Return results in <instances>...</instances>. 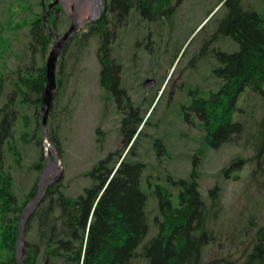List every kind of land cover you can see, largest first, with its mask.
Listing matches in <instances>:
<instances>
[{
	"label": "trees",
	"instance_id": "1",
	"mask_svg": "<svg viewBox=\"0 0 264 264\" xmlns=\"http://www.w3.org/2000/svg\"><path fill=\"white\" fill-rule=\"evenodd\" d=\"M23 1L31 13L29 20L13 24L7 14L4 21H0V45L8 27L27 26L31 52L28 64L16 69L11 92L0 106V264H17L14 252L20 213L38 186L36 180L21 201L14 192L13 174L7 163L12 158L16 166L21 165L22 153L14 136L18 120H21V145L31 142L38 154L28 168L41 172L46 162L43 148L39 149L42 143L39 109L46 83L44 56L53 38L44 29L42 12L32 13L30 0ZM48 1L37 0V3L42 7ZM180 1L106 0L101 18L92 21L79 38L76 34L62 50L61 55L74 38L77 47L87 44L88 37H97L100 84L109 96L118 100L125 97L127 109L132 110L123 113L120 120L124 145L108 152L83 172L90 183L81 193L67 194L59 180L47 185L41 203L25 223L24 264H37L46 256L48 264H264V224L253 232L254 216L244 229L246 236L253 232L251 239L237 257L229 253L203 262L204 247L217 240L211 224L222 213V188L215 182L202 192L198 172L202 153L196 151L190 155L186 176L166 173L160 179L145 173L147 164L136 149L144 136L143 128L152 125L149 118L154 107L147 116L145 114L155 98L149 100L144 110L139 105L133 107L119 82L118 58L109 60L107 52L122 19L126 23L133 13L140 19L152 20L166 15ZM241 1L216 0L214 7L208 10L207 14L217 6L225 8L209 44L229 37L238 43V48L208 50L215 61L211 68L215 85L208 89L186 87L190 98L182 108V117L193 126L204 127L203 148L217 150L226 144L251 145L252 155H236L218 171L224 178H236L250 160L253 163L251 181L261 186L264 185V15L244 8ZM54 19L51 15L48 23ZM107 19L113 26L108 25ZM206 44L195 55V61L202 60L208 48ZM57 64L54 108L63 84L61 70L65 59L59 58ZM3 75L0 70V91ZM247 89L261 99L263 107L252 124L237 117L241 113L238 100ZM28 107L32 108L33 125L28 124V116L23 113ZM54 108L49 112L50 117ZM50 139H57L54 133H50ZM150 140L151 149L156 158H160L164 154L163 143L160 138ZM150 194L156 200L157 211L153 217L156 232L144 240L150 227L147 214Z\"/></svg>",
	"mask_w": 264,
	"mask_h": 264
},
{
	"label": "rangeland",
	"instance_id": "2",
	"mask_svg": "<svg viewBox=\"0 0 264 264\" xmlns=\"http://www.w3.org/2000/svg\"><path fill=\"white\" fill-rule=\"evenodd\" d=\"M30 2L32 13L43 12L37 0ZM215 4L216 0H181L166 15L152 20L140 19L132 13L127 22L120 23L121 27L115 30L110 55L112 58H118L122 64L123 85L128 90L133 107L139 105L141 110H144L149 105L142 100L145 94L141 83L145 78L155 80V90L162 87L164 89L150 115L149 121L152 125L142 127L144 136L136 148L147 164L145 173H151L160 179L166 173L184 177L190 169V155L198 151L202 153L201 156L198 154L202 192L215 182L221 185L222 213L211 224L217 240L204 247L203 262L229 253L237 257L240 249L250 241L256 227L264 224V185L257 186V183L251 181L250 170L253 163L250 160L246 161L236 178L233 176L224 178L218 171L236 155L243 157L252 155L251 145L245 147L242 144H226L217 150L203 148L204 127L193 126L189 120H183L184 112L177 102L180 99L178 89L172 90L181 83L185 87L198 86L207 89L213 87L215 81L211 75V68L215 61L208 50L212 47L228 51L238 48V43L229 37L220 38L209 44L217 22L225 10L223 6H217L207 14ZM241 4L244 8L257 10L264 15V0H242ZM26 6L23 0H0V21H4L7 14L13 24L24 19L29 20L31 13ZM59 17L61 24L55 31L62 33L67 28L68 21L62 14ZM15 28L13 25L3 32L2 37L5 40L2 41L3 45H0V70L4 73L0 106L6 102L7 94L11 92L16 69L26 66L31 56L27 26ZM86 30L87 27L82 28L77 33L78 38ZM87 39V44L76 47L77 39L74 38L68 44L67 51L60 55V58L65 59L61 70L63 84L55 108L54 105L51 108V110L54 108V114L48 117V140L55 147L57 169L60 170L59 177L54 180L61 181L64 191L69 195H77L83 191V187L89 185V178L83 175L85 170L108 152L120 149L124 145L119 130L120 120L123 113L132 110L127 109L125 97L119 99L123 102L124 112L117 110L110 96L102 88L97 54L99 40L93 36ZM205 43L208 46L206 53L202 60L195 61V55ZM47 53L48 50L44 62ZM110 56L108 55L109 60ZM183 94L185 89L181 91V95ZM150 95L152 92L145 97ZM186 95L189 99V91ZM261 104V99L257 95L248 89L245 90L237 103L241 109L237 117L247 124H252L262 112ZM23 113L28 116V124L33 125L32 108H25ZM148 114L149 111L145 115ZM16 128L14 136L22 153L21 165L16 166L12 158H9L7 165L13 174L14 192L21 201L32 184L36 180L39 181L41 172L28 168L38 154L31 142L21 145L19 138L21 120H18ZM50 133H54L57 139L51 140ZM156 138H160L164 145V154L160 158H156L151 149L150 139ZM245 138L246 135L243 136V139ZM40 147L43 148L44 156L46 153V156L54 161L51 148L48 146L45 148L43 143L39 145V149ZM52 174V170H49L44 180ZM156 211V200L154 201L150 194L147 203L150 227L144 240L156 232L153 222ZM251 216H254L256 226L253 232L246 236L244 229ZM37 264H44V260L40 259Z\"/></svg>",
	"mask_w": 264,
	"mask_h": 264
},
{
	"label": "water",
	"instance_id": "3",
	"mask_svg": "<svg viewBox=\"0 0 264 264\" xmlns=\"http://www.w3.org/2000/svg\"><path fill=\"white\" fill-rule=\"evenodd\" d=\"M104 0H53L48 4V9L44 8L43 14V26L44 28L52 34L53 44L47 54L45 59V76L46 83L44 86L42 94V103L40 106V124H41V139L44 147L47 146L51 148L53 155V160L51 161L47 154L45 153L46 162L42 169V173L38 182V186L34 195L29 199V201L22 208L19 222H18V232L15 242V260L17 264H24L22 259V247L24 241V228L28 217L34 212L37 206L42 201L45 188L48 183L52 180L57 179L60 175V170L57 169L56 163V153L55 147L48 140L47 133V121L50 112V108L53 105L54 91L57 86L56 80V63L60 55L61 50L64 48L65 44L69 39H71L84 25L87 23L100 18L103 8L102 5ZM54 5H59L63 12L67 15L69 19V25L66 30L59 36L55 34L52 28L48 24V17L51 15L52 7ZM143 85L149 89L153 85V79L146 78ZM49 170H52L53 174L51 177L47 178L46 174Z\"/></svg>",
	"mask_w": 264,
	"mask_h": 264
},
{
	"label": "flooded vegetation",
	"instance_id": "4",
	"mask_svg": "<svg viewBox=\"0 0 264 264\" xmlns=\"http://www.w3.org/2000/svg\"><path fill=\"white\" fill-rule=\"evenodd\" d=\"M50 1H52V0H50ZM49 1V2H50ZM48 2V3H49ZM106 8H105V5H104V9H103V12H104V10H105ZM103 12H102V14H103ZM60 14H62L63 16H65L66 17V19L68 20V22H69V19H68V17L65 15V13L62 11V9L60 8V6L59 5H55V6H53V8H52V14L51 15H53L54 16V20H52L51 21V26H52V28L55 30L56 29V27L59 25V24H61V19H60V17H59V15ZM102 14H101V16H102ZM101 16H100V18H101ZM99 19V18H98ZM107 22L111 25V26H113V24H111L110 23V21L107 19ZM125 23V21H124V19H122V21L120 22V23ZM120 23L118 24V28L119 27H121L120 26ZM91 24V22L90 23H88L85 27H88L89 25ZM58 34H60V33H58ZM147 38V37H146ZM108 55L110 56L111 55V48L108 50ZM110 58L112 59V57L110 56ZM111 62V61H110ZM118 65H119V68H118V70H119V74H118V78H119V82H120V84H121V86H122V88L125 90V92H126V94H127V98L130 100V102H131V99H130V97H129V95H128V90H127V88L123 85V81H122V64L120 63V62H118ZM143 82H144V80L142 81V86L144 87V94H145V96L146 95H148L149 93H151L152 92V95H150V96H148V97H150V98H148V97H145L144 95H143V98H142V100L143 101H145L146 103H148L149 102V100L150 99H152L153 97L155 98H157V101L158 100H160V98H161V96H162V94H163V92H164V89L163 90H158V88H157V90H155L156 88L154 87L155 86V80L153 79V85L149 88V89H147L144 85H143ZM176 89H178L177 91H178V93H179V95H180V99L177 101V102H179V107H180V109H182V108H184V102H185V100H187V95H186V87L184 86V84L183 83H181V85H179L178 87H173L172 88V90H176ZM182 89H185V94H183V95H181V91H182ZM119 94H121V93H119ZM148 98V99H147ZM110 100H111V102L112 103H114L115 104V107L117 108V110H119V111H123V102L122 101H120V100H118L117 98H115V97H113V96H111L110 95ZM136 106H138V105H136ZM46 260H47V256H46V258H45ZM45 264H48L47 262H45Z\"/></svg>",
	"mask_w": 264,
	"mask_h": 264
},
{
	"label": "bare ground",
	"instance_id": "5",
	"mask_svg": "<svg viewBox=\"0 0 264 264\" xmlns=\"http://www.w3.org/2000/svg\"><path fill=\"white\" fill-rule=\"evenodd\" d=\"M51 108H52V106H51ZM51 108H50V110H51ZM141 125H142V124H141ZM141 125H140V127H141ZM140 127H139V128H140ZM51 182H52V181H51ZM51 182H50V183H51ZM50 183H48V184H50ZM48 184H47V185H48ZM46 187H47V186H46ZM45 191H46V188H45ZM44 195H45V194H44ZM40 203H41V202H40ZM22 259H23V258H22ZM23 261H24V260H23Z\"/></svg>",
	"mask_w": 264,
	"mask_h": 264
}]
</instances>
